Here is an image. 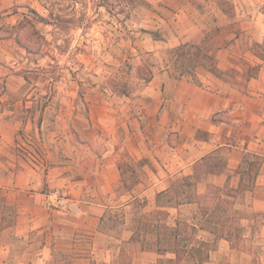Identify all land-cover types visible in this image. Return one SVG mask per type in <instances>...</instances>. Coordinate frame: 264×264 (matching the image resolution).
Segmentation results:
<instances>
[{"label": "rangeland", "instance_id": "rangeland-1", "mask_svg": "<svg viewBox=\"0 0 264 264\" xmlns=\"http://www.w3.org/2000/svg\"><path fill=\"white\" fill-rule=\"evenodd\" d=\"M103 1L0 0V106H11L16 110L12 117L22 123L17 125L13 152L35 168L39 180L54 174L49 184L60 176L68 180L66 186L75 188L72 192L56 183L50 205L54 211L67 209L70 199L109 207L100 225L93 219L78 224L74 252L65 247L71 243L65 239L51 252L38 231L26 237L14 230L0 235V264H161L174 258L169 251H157L158 237L168 236V228L152 225L162 220L170 225L176 219L200 221L197 204L177 211L158 207L176 204L175 193L158 194L184 176L159 183L162 178L154 182L147 174L149 168L162 173L180 142L176 132L159 124L163 109L155 114L149 88L163 71L171 78L180 75L173 35L175 14L182 6L192 2L206 13L212 2L236 18L239 0ZM242 4L264 14V0H242ZM58 17L68 22L61 23ZM233 20L226 25L221 21L224 26L209 33V40L225 44L235 34L241 49L247 50L251 36ZM255 50L264 57V45ZM150 73L153 78L147 83L143 78ZM107 155L118 159V180L107 184L101 169L84 175L82 164L99 169ZM20 169L18 165L15 170ZM151 183H158L154 190ZM90 185L95 189L89 190ZM44 186L47 189L48 184ZM188 196L186 187L179 201ZM93 227L99 233L91 236L87 232ZM198 235L214 241L213 236ZM160 246L170 248L172 239Z\"/></svg>", "mask_w": 264, "mask_h": 264}, {"label": "crops", "instance_id": "crops-1", "mask_svg": "<svg viewBox=\"0 0 264 264\" xmlns=\"http://www.w3.org/2000/svg\"><path fill=\"white\" fill-rule=\"evenodd\" d=\"M238 2L236 18H231L219 4L212 6V2L206 13L200 12L191 2L175 14L177 20L173 37L177 42L176 47L181 43L200 44L207 34L229 24L233 19L240 22L241 28L248 30L251 37L247 50L241 49V42L235 34L231 38L227 37L229 42L225 44H219L218 39L213 40L217 47L213 55L218 69L222 71L221 76L203 67L196 68L193 75L184 74L178 78H171L168 71L155 76L151 82L153 87L149 88L157 107L155 114L163 109V118L159 124L176 132L180 142L177 150L169 156L170 161L162 173L152 168L147 170L154 182L157 177L162 178L161 181L158 179L162 183L164 178L193 175L190 167L195 162L206 157L221 156L227 162L225 170L212 173L202 166L197 193L204 195L209 185L221 189H237L241 176L236 170L245 154L264 157V57L255 50V46L264 45V14L250 11L244 7L242 0ZM221 21L224 25H221ZM160 42L155 41L156 44ZM15 111L11 106H0V196L16 211L14 226L4 230L0 227V235L14 230L20 237H26L38 231L43 235L44 247L51 252L57 250L59 241L64 239L71 241L65 247L74 252L78 224L93 219L100 225L109 207L103 203L70 199L65 210L56 212L50 208L55 198L53 189L57 184H62L63 188L72 192L75 188L66 186L68 180L60 176H54L53 183L49 184L54 174L49 179L39 180L35 168L13 152L12 148L17 144V125L22 124L12 117ZM107 156H110L107 162L102 166L98 164L99 169L88 162L82 164L84 175H94L95 171L101 169L107 184L118 180V159L114 161L112 155ZM142 158L147 157L139 159ZM18 165L21 169L16 171ZM114 175L117 177L114 178ZM44 184H48L47 189ZM157 184L151 183V189L154 190ZM168 188L167 185L161 191ZM93 189L94 186L90 185L89 190ZM232 201L234 208L243 217L240 222V247L233 248L227 240L220 239L217 241L219 246L210 252L206 264H212L213 260H216L215 264H220L222 260L229 264H264V159L254 188L237 194ZM87 233L93 236L99 231L93 227ZM88 238L92 240V237ZM203 239L209 240V237Z\"/></svg>", "mask_w": 264, "mask_h": 264}, {"label": "trees", "instance_id": "trees-1", "mask_svg": "<svg viewBox=\"0 0 264 264\" xmlns=\"http://www.w3.org/2000/svg\"><path fill=\"white\" fill-rule=\"evenodd\" d=\"M103 2H106L104 0ZM34 12V11H33ZM41 22L50 24L46 18L40 17ZM52 14V13H51ZM61 23L68 22L66 18L58 17ZM219 31L218 29H216ZM216 44L209 40L207 34L205 40L200 44L181 43L175 48L176 66L180 75L194 74L196 68L203 67L216 76H221L222 71L217 67V61L213 55ZM153 75L143 78L145 82H150ZM264 157L246 153L242 163L237 168L236 173L240 174V183L237 189H221L215 185H209L204 195L197 193V185L200 181L202 166L207 172L220 173L226 168L227 162L221 156L203 158L193 164V175L183 177V180L177 184H172L168 189L160 192L159 196H169L171 192L175 193L176 204L174 206H158L159 208L178 209L181 205L197 204L200 221L197 224H189L175 220L174 225L162 220L152 225V229L160 227L168 228L165 237H158V249L160 254L172 253L173 259L161 261V264L175 263L186 264L188 260L194 264H204L210 259V252L215 249L216 242L220 239L227 240L231 247H240L239 236L242 231V215L234 208L232 199L237 194L252 190L255 186V179L260 170ZM120 169V167H119ZM189 188V196L186 200L179 201L180 195L184 193V188ZM0 227L2 230L12 227L16 222V211L13 207L8 206L5 199L0 196ZM165 216H169V211H163ZM105 217V216H104ZM104 217L101 222L104 221ZM163 222V223H162ZM199 232L209 233L214 237V241L204 240L199 237ZM172 246L161 249L162 241H169Z\"/></svg>", "mask_w": 264, "mask_h": 264}]
</instances>
